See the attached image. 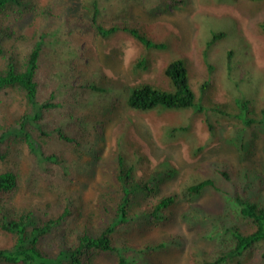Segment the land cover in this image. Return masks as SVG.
Returning a JSON list of instances; mask_svg holds the SVG:
<instances>
[{
  "label": "trees",
  "instance_id": "trees-1",
  "mask_svg": "<svg viewBox=\"0 0 264 264\" xmlns=\"http://www.w3.org/2000/svg\"><path fill=\"white\" fill-rule=\"evenodd\" d=\"M82 1L84 12L57 2L0 0V263L94 264L96 255L108 253L114 256V264H134L127 251L135 246L120 241L117 232L132 231L141 224H164L172 218L180 197L191 200L210 191L218 196L215 209L190 204L180 212V219L190 227L202 226L207 232L204 237L214 246L212 255L201 254L195 264H264V171L254 164L241 162L235 168L227 162H213L211 174L195 175L179 190L135 206L138 192L149 193L156 188L149 185L146 174H136L142 156L132 157L126 143L120 140L114 184L96 201L99 218L94 221L81 217L82 200L65 184L71 177L66 150L89 145L86 122L94 120L75 109L88 104L98 93H106L107 85L98 79V71L88 73L85 69L89 58L79 48L81 43L63 45L60 39L63 47L58 50L54 46L59 42L54 39H58L59 32L71 35L76 30L95 32L103 40L127 35L143 50L133 63L134 69H147L155 52L167 55L163 51L167 47L165 40L154 37L141 23L127 20L124 12L122 18L112 19L117 16L110 13L114 0ZM153 1L163 2L121 0V4L123 9L135 4L146 12ZM260 26L264 30V23ZM161 31L173 35L163 26L154 32ZM222 36L221 32L212 33L205 43L203 59L209 66L208 74L212 68L208 49ZM172 54H168L163 67V86L140 82L127 87L129 108L191 110L202 117L211 137L219 134L217 123L222 121H229L238 129L264 127V96L262 100L246 96L244 89L242 95V90L233 85L228 87L229 103L213 102L208 95L212 91L210 75L190 82L186 60ZM233 55V50L225 55L228 71L234 63ZM259 86L249 88L256 93ZM68 103L72 107L64 121L53 119L50 112L67 108ZM186 130L181 125L168 126L166 136L177 139ZM204 148L205 144L192 146L191 155L197 156ZM241 148L245 150L243 142ZM26 158L30 160L26 178L35 182L43 177L37 191L41 193L50 184L56 196L19 211L11 199L19 188ZM175 246L182 244L176 237H168L137 249L142 253Z\"/></svg>",
  "mask_w": 264,
  "mask_h": 264
},
{
  "label": "rangeland",
  "instance_id": "rangeland-1",
  "mask_svg": "<svg viewBox=\"0 0 264 264\" xmlns=\"http://www.w3.org/2000/svg\"><path fill=\"white\" fill-rule=\"evenodd\" d=\"M42 1L66 4L71 9L85 11L82 0ZM111 3L110 13L117 15L112 19L122 18L120 16L124 12L127 20L141 23L154 37L165 40L167 47L163 51L167 55L155 52L147 69H134L133 63L142 56L143 50L136 40L127 35L118 34L103 40L95 32L76 30L71 35L59 32L58 39H54L59 42L54 46L58 50L63 47L61 41L63 45L66 42L72 45L81 43L79 48H83L89 58L85 69L88 73L98 71V79L107 85L106 93H98L88 104L75 109L79 114L87 113L88 118L94 120L93 123L89 120L86 122L89 145L85 148L68 147L66 150L71 177L65 184L68 190L77 192L82 200L81 217H90L94 221L99 218L96 201L114 184L115 155L120 140L126 143L132 157L135 154L142 156L136 174H146L149 185L156 188L149 193L138 192L135 206L155 202L159 196L179 190L195 175L211 174L210 164L213 162H227L235 168L244 162L264 171L262 126L238 129L233 123L222 121L217 123L219 134L211 137L202 117L191 110L139 111L126 105L127 87L140 82L157 86L165 84L163 67L171 53L177 55L175 58L186 60L190 82L210 75L212 91L208 95L211 101L229 103L228 87L232 88L233 85L242 90V95L244 89L246 96L261 99L264 96V30L260 24L264 23V0H163L162 4L153 1L146 12L135 4L123 9L121 0ZM162 26L171 30L173 35L163 31L154 32L162 29ZM220 32L224 36L213 41L208 49L207 58L212 65L208 74L209 66L203 59L205 43L212 33ZM228 50L234 53V63L229 71L225 62ZM258 79L262 80L261 83L257 82ZM251 85L261 86L255 93L249 88ZM70 107L72 105L68 103L67 108L51 111L52 118L63 122ZM176 125L185 126L187 130L177 139L168 138L167 127ZM242 142L245 144L243 151ZM198 144H205V148L197 156H192L191 147ZM133 149L138 152H133ZM53 169L56 170V166ZM21 170L19 188L11 199L17 210L37 207L38 202L46 203L56 196L53 186L48 183L41 193L37 191L43 177L35 182L26 178L30 173L28 158L23 161ZM168 170L171 173L167 174ZM190 204L215 209L218 196L204 191L191 200L180 197L168 222L141 224L132 231L117 232L120 241L135 246L127 251L128 258L134 260V264H195L201 254L212 255L214 246L211 240L204 237L206 230L202 226L190 227L180 219V212ZM168 237H176L182 246L138 253V247ZM2 239L3 235L0 234V241ZM114 263V256L108 253L98 254L94 258V264Z\"/></svg>",
  "mask_w": 264,
  "mask_h": 264
},
{
  "label": "clouds",
  "instance_id": "clouds-1",
  "mask_svg": "<svg viewBox=\"0 0 264 264\" xmlns=\"http://www.w3.org/2000/svg\"><path fill=\"white\" fill-rule=\"evenodd\" d=\"M128 93V92H127ZM131 109V108H130Z\"/></svg>",
  "mask_w": 264,
  "mask_h": 264
}]
</instances>
